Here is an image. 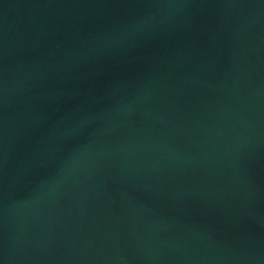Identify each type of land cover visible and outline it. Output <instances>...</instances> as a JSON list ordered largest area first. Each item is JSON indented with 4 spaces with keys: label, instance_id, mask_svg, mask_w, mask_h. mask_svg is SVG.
<instances>
[{
    "label": "water",
    "instance_id": "95a60500",
    "mask_svg": "<svg viewBox=\"0 0 264 264\" xmlns=\"http://www.w3.org/2000/svg\"><path fill=\"white\" fill-rule=\"evenodd\" d=\"M0 264H264V0H0Z\"/></svg>",
    "mask_w": 264,
    "mask_h": 264
}]
</instances>
